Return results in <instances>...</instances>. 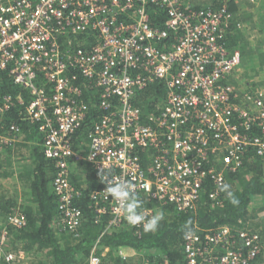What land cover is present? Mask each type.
Masks as SVG:
<instances>
[{
	"label": "built area",
	"instance_id": "obj_1",
	"mask_svg": "<svg viewBox=\"0 0 264 264\" xmlns=\"http://www.w3.org/2000/svg\"><path fill=\"white\" fill-rule=\"evenodd\" d=\"M245 1L249 5L0 0V75L27 92L0 95V149L24 141L21 126L7 115L27 96L25 111L45 133L43 152L56 169L51 184L57 229L79 236L82 212L74 201L85 192L71 180L74 162L100 172V184L89 192L95 221L110 214L107 226L115 228L127 223L119 202L106 192L116 183L181 213L196 209L209 185V198L216 201L227 183L225 171L239 170L250 151L260 158L264 176V83L255 90L238 87L243 56L225 44L230 34L250 36L252 10L260 0ZM148 4L165 10L163 26L152 24ZM79 75L84 81L76 84ZM153 82H163L166 94L159 112L145 113L134 101ZM85 93L98 95L99 114L92 119L94 104ZM83 129L87 149L74 144ZM140 212L146 219L156 214L153 208ZM7 222L22 228L27 218L19 211ZM132 227L138 233L143 224ZM7 241L4 225L0 261L14 264L24 254L9 249ZM98 243L89 264H101L107 255L98 253ZM128 248L133 249L122 246L117 254L135 263L140 253L133 249L131 255ZM261 251L258 231L229 224L196 227L183 241L184 264H252ZM143 258L138 264H151Z\"/></svg>",
	"mask_w": 264,
	"mask_h": 264
},
{
	"label": "trees",
	"instance_id": "obj_2",
	"mask_svg": "<svg viewBox=\"0 0 264 264\" xmlns=\"http://www.w3.org/2000/svg\"><path fill=\"white\" fill-rule=\"evenodd\" d=\"M214 1L217 6L216 0ZM160 7L148 4L147 10L152 24L157 27L164 25L166 17L165 10L162 11ZM232 7H236V4ZM225 44L232 49L242 51V56L247 52L246 45L249 46L243 33L230 34ZM259 57L260 67L255 68H260V71L264 72V55L261 53ZM71 72L76 73V70L71 68ZM0 78V95L3 93L16 95L19 92L27 95V92L20 85L14 84L6 73L1 74ZM83 81L84 78L79 75L75 83L79 84ZM257 88L258 85L254 83L251 88L245 86V90ZM165 94L166 85L163 82H153L140 93L134 103L145 113L159 112ZM87 95L88 93H85L84 99L91 100L94 104L90 108L91 118L99 114L98 95L91 98L86 97ZM28 101L29 98L26 96L24 104L16 103L7 115L9 121L21 126L25 136L24 141L16 145H5L0 149V178L15 179L19 185L21 182L23 187L20 198L17 189L11 195L2 192L3 190L0 191V229L4 225L7 226V242L10 244L7 243L8 248L18 254L19 252L24 254V257L16 260L14 264H89L88 257L92 246L98 241V245L109 247V252L101 264H138L142 257L149 259L151 264H184L185 234L195 230L196 227L210 229L223 224L259 232L262 251L252 264H255L264 252V176L261 160L252 151L246 154L245 162L239 170L225 171L228 191L233 193L237 203L232 202L227 191L222 190L223 187L218 199L212 201L208 193L211 185L203 192L196 209L181 213H178L173 205L162 206L151 198L137 194L141 202L138 211L153 208L155 213H163L164 218L155 232H145L141 227L137 233L134 227L125 222L120 228L108 227L110 214L102 217L103 222L96 223V206L90 199L89 192L100 184L101 174L91 165L83 163L86 176L75 171L71 174L72 182L85 192L74 201L82 212V221L78 227L79 236L57 229L59 213L51 184L56 169L53 160L47 158L43 152L42 142L45 133L40 130L39 123L30 120L27 116L25 110ZM88 123L91 124V121ZM87 132L88 129H83V135L76 137L74 142L76 147L82 146L87 149L85 142ZM252 132L258 133L255 129ZM26 149L29 151L28 155L25 154ZM12 156L17 157L16 164L11 161ZM144 163L145 166L150 165L146 158ZM11 180L9 183L15 184ZM256 197H261V202L254 207ZM19 211L27 218V225L22 228L7 222L11 214ZM122 246L132 247L141 256L134 260L135 263L124 260L117 254V250ZM0 264L9 263L1 260Z\"/></svg>",
	"mask_w": 264,
	"mask_h": 264
},
{
	"label": "clouds",
	"instance_id": "obj_3",
	"mask_svg": "<svg viewBox=\"0 0 264 264\" xmlns=\"http://www.w3.org/2000/svg\"><path fill=\"white\" fill-rule=\"evenodd\" d=\"M228 189L229 186L224 185L222 190L227 191L233 203H237L233 197V193L228 191ZM106 192L119 202L129 225L136 226L143 224L145 232H155L158 229L160 221L164 218L163 213L157 212L150 219H146L145 213L138 211L141 202L138 200L132 185L124 182L116 183L115 185L108 186Z\"/></svg>",
	"mask_w": 264,
	"mask_h": 264
},
{
	"label": "rangeland",
	"instance_id": "obj_4",
	"mask_svg": "<svg viewBox=\"0 0 264 264\" xmlns=\"http://www.w3.org/2000/svg\"><path fill=\"white\" fill-rule=\"evenodd\" d=\"M193 2L195 1V3H203V1L205 0H192ZM263 0L259 1V4L255 6V8L252 10V13L254 14L255 11L257 12V7L261 6ZM244 2V6L245 5H249L248 3H246L245 0H243ZM256 24L253 21V25H252V29L250 31V36L249 35H244V37L247 39V41L249 42V46L246 45V51L251 53L248 54L246 52V54L243 56L242 58V67L240 69V71L237 73V86L239 87H250L252 86V84H257V85H261V83H264V72H261L260 68H255V67H260L259 63L255 62V56L256 54H263L264 55V34L261 33L262 29H260V25H258L257 28H259L260 31H256ZM262 45V47L259 45L258 47V42ZM255 51V53H254ZM242 53V51H241ZM250 67H248V66ZM255 77H259V79L255 78ZM254 78V80H253ZM240 83V84H239ZM25 154L27 155V151L25 150ZM15 159H17V157H15ZM8 185V184H7ZM16 184H9L6 188L4 183L0 184V191H2L3 189H8V188H12L11 186H15ZM254 207L257 205L255 204V202L253 203Z\"/></svg>",
	"mask_w": 264,
	"mask_h": 264
},
{
	"label": "crops",
	"instance_id": "obj_5",
	"mask_svg": "<svg viewBox=\"0 0 264 264\" xmlns=\"http://www.w3.org/2000/svg\"><path fill=\"white\" fill-rule=\"evenodd\" d=\"M212 2V0H205V1H203V5H209V3H211ZM252 18H253V21H254V23L256 24V26L258 27V25H260V29H262V31H261V33H263L264 34V0L262 1V3H261V6H258L257 7V12L255 11V13L254 14H252ZM256 27V31L258 32V31H260L259 30V28H257ZM248 35H249V33H248ZM258 42V47H259V45L262 47V45L259 43V41H257ZM258 54H256V56H257ZM261 54H259L257 57H255V62L257 63H259V65H260V63H261V60H260V56ZM80 147V146H79ZM82 147V146H81ZM83 149H85V148H83ZM26 151H27V153L29 154V151L26 149ZM27 154V155H28ZM2 159H4V157L2 158ZM11 161L13 162V163H15L16 164V159H15V157L14 156H12V159H11ZM72 166H73V172L75 171V172H77V173H79V174H81V175H83V176H86V169H84L83 167L85 166V164H83V162H80V163H76V162H74L73 164H72ZM12 179V178H11ZM10 179V180H11ZM10 180H8L7 178H0V184L1 183H4L5 184V186H6V188H7V186L9 185V184H12L13 185V182H11V183H9L10 182ZM11 181H14V183L16 184L15 186H11L12 188H8V189H3V191L2 192H4V193H8V195H11V194H13V192H14V190H18L19 191V198L21 197V194L23 193V187H22V185H21V182H20V185H19V183L18 182H16L17 180H15V179H12ZM8 184V185H7ZM1 192V193H2ZM259 202H261V197H256V199H255V204H258ZM8 243V242H7ZM9 244V243H8ZM96 244V243H95ZM95 244L93 245V246H95ZM10 245V244H9ZM92 246V247H93ZM106 249H108L107 251H106ZM97 251H98V253L99 254H102L103 252H106V253H108L109 252V247H107V246H104V245H99L98 247H97ZM127 253H130L131 255H133L134 254V250L133 249H131V248H128L127 249ZM140 256H141V254H139ZM255 264H264V252L262 253V255L255 261Z\"/></svg>",
	"mask_w": 264,
	"mask_h": 264
}]
</instances>
